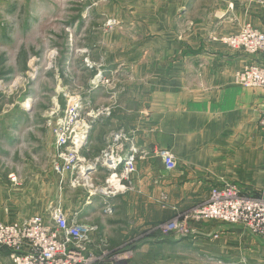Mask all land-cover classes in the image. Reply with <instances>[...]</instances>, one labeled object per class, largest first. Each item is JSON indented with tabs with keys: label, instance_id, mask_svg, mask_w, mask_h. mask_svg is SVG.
<instances>
[{
	"label": "rangeland",
	"instance_id": "rangeland-1",
	"mask_svg": "<svg viewBox=\"0 0 264 264\" xmlns=\"http://www.w3.org/2000/svg\"><path fill=\"white\" fill-rule=\"evenodd\" d=\"M229 3L234 6L233 0H49L47 6L40 8L38 4L39 8L34 12L38 13L37 17H27L26 11L22 10L15 15V9L22 6L19 2L0 0V160L6 159V167L10 168L7 171L14 173L15 168L19 170L14 167L15 163H22L24 168H33L37 179H42L41 172L44 169L46 173L56 174L53 163L59 162L58 151L54 146L53 135L50 134L51 128H43L40 121L51 116L56 106L60 108L58 115H62V94L68 90V73L74 69H81V74L76 76H79L78 83L82 87L92 83L98 73L101 80L106 82L102 84L105 88L118 89L121 82L119 88L122 89L131 81L139 89L142 85L140 81L137 83L138 80L132 81L131 78H148L152 87H157L160 78L166 79L168 92L176 86V79L191 78L193 91L187 93L188 98H206V84H211L206 69L221 62V54L236 52L243 57H251L241 48L233 49L223 41V38L236 35L242 29L241 25L235 32L229 31L232 24L229 19L234 15ZM51 4H54L53 9L47 11ZM48 13L53 16L46 17ZM6 34H12V37H6ZM248 64L250 61L234 70L231 76L233 85L250 88L239 85L234 75ZM184 67L194 68L196 72L192 76L179 75ZM116 68L118 75L115 73L117 71L111 72ZM96 83L94 79L93 84ZM121 89L119 92L122 93ZM254 89L263 95L259 88ZM27 97L32 102L25 108L22 104ZM259 109L258 121H248L244 114L249 110L242 104V169L225 172V176L242 181L238 185L251 193L264 185V131L259 125L264 105ZM109 110L104 114H109ZM18 116L37 119H26L34 123L21 124L22 130L14 133L8 128L17 124L13 121ZM27 126L34 128L30 130ZM3 147L6 151H3ZM28 172H22V182L18 185L6 189L0 187V221L12 222L34 214L45 215L53 205L63 207L58 189L61 181L57 174L49 198H42L40 202L26 198L32 190H38L44 197L47 194L45 183L39 189L37 185L32 187ZM209 222H217L222 225L221 228L237 226L208 221L201 223L203 227L196 238L182 240L152 233L151 242L218 243L219 233L210 234L206 229L203 230ZM240 227L241 236L229 233L223 242L242 245L253 242L264 249L262 236ZM106 240L108 244L118 243L114 237L111 241ZM164 254H178L183 259L192 258L188 264H264V260L254 263L248 256L249 263L244 260H215L212 263L207 262L200 251H165L158 247L150 250L145 257L148 260ZM261 254L264 259V250Z\"/></svg>",
	"mask_w": 264,
	"mask_h": 264
},
{
	"label": "crops",
	"instance_id": "crops-1",
	"mask_svg": "<svg viewBox=\"0 0 264 264\" xmlns=\"http://www.w3.org/2000/svg\"><path fill=\"white\" fill-rule=\"evenodd\" d=\"M5 1H17L22 5L15 9V15L22 10L26 11L27 17H37L38 13L34 12L39 5L40 8L47 6L49 0ZM233 1L234 6L229 3L234 14L233 18L229 19L232 21L230 32H235L244 23L264 27L260 14L261 8L254 0ZM53 7L54 4H51L47 11ZM49 16L53 15L48 13L46 17ZM22 22L25 24L24 20ZM6 35V37H12V34ZM219 58L221 62L206 69V74L211 81V84H206V98H188L187 93L193 91L191 78L176 79L180 83L176 82V86L168 92L166 79L158 78L157 87H152L148 78H131L132 81L138 80L137 83L140 81L142 85L139 89L137 84L135 82L132 84L131 81L122 89L119 88L121 82L118 89L105 88L103 85L91 88L90 83L84 87L78 83L80 78L76 75L81 74V69H74L68 73V90L80 92L90 101L92 108L108 107L110 110L109 114L87 118L89 129L79 156L84 159V165L88 167L86 171L88 176L86 179H79V183H73L74 175L64 173L58 187L62 198V209L70 217L74 216L79 220L96 224L101 234L108 240L111 241L114 237L118 243L120 242L119 245H116L118 243L108 244L110 250H115L123 243H131L134 255L130 264L191 263L192 258H179L178 254H164V256L146 260L145 255L157 247L165 251H200L207 262L212 263H215V260L225 262L244 260L247 261L245 263H249L246 256L251 257L254 263L264 260L261 254L264 249L256 243L242 245V243L223 242L229 237V233L242 235V229L238 225L221 228V224L209 222L208 227H204L203 230L206 229L210 234L219 233L220 242L218 243L151 242V234L155 232H150L149 229L154 223L167 220L206 199L210 188L224 180L242 183L237 178L225 176L226 171L242 169V104L249 110L244 114L245 119L258 121L260 116L258 109L264 105V98L254 88L245 89L231 83L234 70L243 63L248 61L251 63L253 58L243 57L236 52L221 54ZM113 71H117L115 73L118 75V68L111 72ZM195 72L194 68L184 67L181 68L179 75L192 76ZM120 89L122 93L119 92ZM28 101L30 104L32 99L27 97L22 104L23 107L28 106ZM26 119L37 118L18 116L13 121L17 124L8 129L17 133L22 127L21 124L33 122ZM43 119L40 123H43L42 127L47 129V118ZM27 127L30 130L34 128ZM7 132L8 130L5 133ZM117 132H123L127 138L120 142L123 144V149L119 152V156L129 154L132 148L136 150L135 172L130 176L128 189L106 195L102 188L109 171L101 164L92 167V162L106 147L111 135ZM50 134L53 135L52 130ZM3 144L6 146V142ZM161 148H169L176 158V168L170 172L165 170L157 155ZM3 151H6L4 147ZM5 160H0V187L6 189L11 185H18L22 182V172L29 171L32 187L37 185L39 189L40 185L44 186L45 183L47 194L44 197L38 190H32L26 198L37 202H40L42 198H49L52 192L50 189H53L55 184L54 176L57 177L54 172L49 174L44 169L41 172L42 179H37L33 168L27 169L22 163H15L14 167H18L20 171L15 168V172L12 173L7 171L10 168L6 167ZM11 175L15 176V182L10 181ZM162 194L167 196L164 207L160 201ZM106 206L112 208L110 215L103 211ZM201 225L195 226L200 230L203 227ZM251 252L257 254H251ZM0 264H12L6 249L0 250Z\"/></svg>",
	"mask_w": 264,
	"mask_h": 264
},
{
	"label": "built area",
	"instance_id": "built-area-1",
	"mask_svg": "<svg viewBox=\"0 0 264 264\" xmlns=\"http://www.w3.org/2000/svg\"><path fill=\"white\" fill-rule=\"evenodd\" d=\"M255 1L261 8L260 14L264 21V0ZM238 34L242 37L227 36L223 41L233 49L241 48L253 59L234 75L239 85L259 88L264 95V27L244 23ZM238 41L242 43L235 46ZM94 79L96 84H93ZM94 79L90 83L93 88L106 83L101 80L100 73ZM62 96V115H58L60 108L56 106L47 118L59 159V162L53 163V170L60 181L64 173H70L74 175L73 183H79V179L88 176V167L79 156L89 129L87 118L108 113V108H92L88 99L70 90H65ZM259 125L264 131V114ZM126 139L123 132L111 135L106 147L92 162V167L101 164L109 171L102 188L106 195L128 189L130 176L135 172L136 150L132 148L129 154L119 156L123 149L120 142ZM157 155L167 172L176 168V158L168 148L159 149ZM11 180L15 181V177L11 176ZM254 192L224 180L210 188L206 199L152 225L149 231L184 240L197 237L199 229L196 224L220 221L241 225L252 234L264 238V185ZM166 199L165 195L160 198L163 207ZM103 211L110 215L112 208L106 206ZM132 247L131 243H123L115 250H110L106 237L96 224L70 217L55 205L45 215L34 214L12 222L0 221V250L8 251L12 264H130L134 255Z\"/></svg>",
	"mask_w": 264,
	"mask_h": 264
},
{
	"label": "bare ground",
	"instance_id": "bare-ground-1",
	"mask_svg": "<svg viewBox=\"0 0 264 264\" xmlns=\"http://www.w3.org/2000/svg\"><path fill=\"white\" fill-rule=\"evenodd\" d=\"M240 34H242V33H240ZM240 34H238V35H233V36H236V37H234V38H241L242 35H240ZM241 43H242V42L238 41V42L235 43V46H238V45H240ZM28 104H29V101H28Z\"/></svg>",
	"mask_w": 264,
	"mask_h": 264
}]
</instances>
